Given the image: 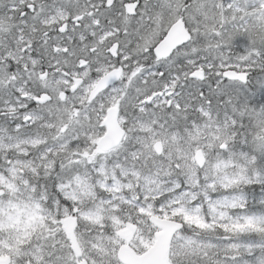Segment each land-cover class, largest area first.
Wrapping results in <instances>:
<instances>
[{
    "label": "snow or ice",
    "instance_id": "1",
    "mask_svg": "<svg viewBox=\"0 0 264 264\" xmlns=\"http://www.w3.org/2000/svg\"><path fill=\"white\" fill-rule=\"evenodd\" d=\"M0 264H264V0H0Z\"/></svg>",
    "mask_w": 264,
    "mask_h": 264
}]
</instances>
